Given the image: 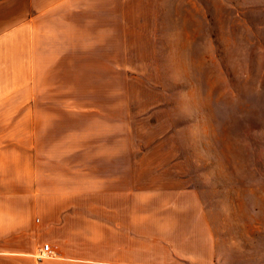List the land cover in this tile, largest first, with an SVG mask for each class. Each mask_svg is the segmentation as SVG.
Returning a JSON list of instances; mask_svg holds the SVG:
<instances>
[{"label":"rangeland","instance_id":"rangeland-1","mask_svg":"<svg viewBox=\"0 0 264 264\" xmlns=\"http://www.w3.org/2000/svg\"><path fill=\"white\" fill-rule=\"evenodd\" d=\"M185 1L175 29L126 0L112 30L17 62L0 134L49 167L125 151L134 185L197 192L189 212L212 215L226 262L264 264V0Z\"/></svg>","mask_w":264,"mask_h":264},{"label":"crops","instance_id":"crops-1","mask_svg":"<svg viewBox=\"0 0 264 264\" xmlns=\"http://www.w3.org/2000/svg\"><path fill=\"white\" fill-rule=\"evenodd\" d=\"M125 1L0 0V78H14L17 62L25 70L26 62L52 60L41 56L53 48L67 54L81 32L90 39L86 31L112 30ZM180 3L155 0L162 28H177L171 24L191 12L175 9ZM12 136L0 134V264H230L212 215L189 212L194 189L134 185L125 151L73 150L61 158L94 160L42 166ZM44 244L52 254L38 259Z\"/></svg>","mask_w":264,"mask_h":264},{"label":"built area","instance_id":"built-area-1","mask_svg":"<svg viewBox=\"0 0 264 264\" xmlns=\"http://www.w3.org/2000/svg\"><path fill=\"white\" fill-rule=\"evenodd\" d=\"M52 254V251L49 247L48 244H44L42 246V248L39 250L37 256H38V259H45V258H48L50 257Z\"/></svg>","mask_w":264,"mask_h":264}]
</instances>
